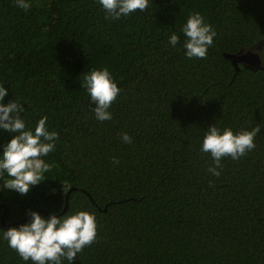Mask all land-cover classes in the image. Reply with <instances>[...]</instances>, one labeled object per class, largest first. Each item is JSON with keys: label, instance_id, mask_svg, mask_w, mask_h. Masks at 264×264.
<instances>
[{"label": "trees", "instance_id": "1", "mask_svg": "<svg viewBox=\"0 0 264 264\" xmlns=\"http://www.w3.org/2000/svg\"><path fill=\"white\" fill-rule=\"evenodd\" d=\"M30 3L25 11L0 0L2 102L22 103L33 131L47 116L59 140L27 196L0 190V264H32L2 239L29 221V209L95 214L96 242L72 264H264V57L262 68L236 70L224 56L264 50V0H149L119 20L106 19L98 0ZM194 12L216 31L203 59L183 47ZM105 66L121 91L102 122L82 85ZM213 123L261 127L255 149L222 159L219 177L201 151ZM14 135L0 129V154Z\"/></svg>", "mask_w": 264, "mask_h": 264}, {"label": "clouds", "instance_id": "2", "mask_svg": "<svg viewBox=\"0 0 264 264\" xmlns=\"http://www.w3.org/2000/svg\"><path fill=\"white\" fill-rule=\"evenodd\" d=\"M107 13L106 19L119 20L133 12H144L148 9L149 0H98ZM15 5L25 11L32 7L30 0H15ZM186 37L183 47L186 56L203 59L207 55L208 47L213 44L216 31L200 12L189 15L182 28ZM180 36L172 33L169 43L176 46ZM258 51L264 57V50ZM82 87L87 89L91 101L95 104L93 109L99 121L112 119L109 111L111 105L117 100L121 91L114 80L108 67L94 69L84 77ZM8 89L0 86V129L16 133L3 147L0 154V176L7 173L8 179L4 180L0 190L6 188L27 196L32 188L45 179L43 174L51 170V164L44 159L56 148L59 140L57 131H49L47 116L41 118L34 131L26 128V123L21 116L24 105L14 99L4 103ZM261 132L257 125L251 129H241L235 132L232 128L221 129L215 123L208 126L201 151L210 153L214 163L208 171L216 177L221 175L222 159L231 158L239 160L249 151L255 149V137ZM124 143L131 144L132 137L122 133ZM113 163H119L113 158ZM29 221L19 226L4 229L2 239L8 246L15 250L24 261L32 264H62L67 260L69 264L77 259L85 247L96 242L98 225L94 213L80 210L73 214L59 215L56 212L45 217L37 210L29 209Z\"/></svg>", "mask_w": 264, "mask_h": 264}, {"label": "water", "instance_id": "3", "mask_svg": "<svg viewBox=\"0 0 264 264\" xmlns=\"http://www.w3.org/2000/svg\"><path fill=\"white\" fill-rule=\"evenodd\" d=\"M256 50H259V46H254L253 48L248 49L244 52H240V53H224V56L227 59L232 60L236 70L238 69V66H237L238 62L244 64L246 67L262 68L261 56ZM68 194L66 195V198H65V206L63 208V211H65L67 208ZM4 208L6 210V207Z\"/></svg>", "mask_w": 264, "mask_h": 264}]
</instances>
